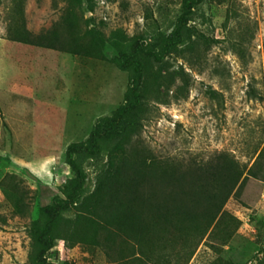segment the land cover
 Segmentation results:
<instances>
[{
	"label": "rangeland",
	"instance_id": "rangeland-1",
	"mask_svg": "<svg viewBox=\"0 0 264 264\" xmlns=\"http://www.w3.org/2000/svg\"><path fill=\"white\" fill-rule=\"evenodd\" d=\"M180 12L181 0H82L81 6L0 0V264H29L30 223L72 175L66 145L84 140L96 119L122 101L128 80L112 61L116 50L108 43L97 49L86 30L108 35L119 28L158 51ZM187 27L183 42L161 60L140 55V124L123 140L116 162L154 161L174 176L207 175L200 182L213 185L216 201L233 177L224 180L220 172L236 166L240 175L218 210H209L208 225L190 223L205 212V199L170 187L172 203L178 202L169 212L174 242L162 238L158 210L141 206L132 218L146 235L132 229L113 235L114 261L99 246L59 238L48 264H153L141 253L150 242L172 262L212 264L221 257L264 264V0H199ZM108 158L85 161L88 191ZM157 182L159 195L165 188ZM104 215L113 217L109 210ZM182 215L187 219L177 222ZM83 229L92 230L82 224L78 233Z\"/></svg>",
	"mask_w": 264,
	"mask_h": 264
},
{
	"label": "trees",
	"instance_id": "trees-1",
	"mask_svg": "<svg viewBox=\"0 0 264 264\" xmlns=\"http://www.w3.org/2000/svg\"><path fill=\"white\" fill-rule=\"evenodd\" d=\"M69 1L73 2V6L82 4V0ZM198 1L181 0V12L176 17L169 34L161 41L158 51L144 46L141 35H128L119 28L111 30L108 35H104L94 26L86 30V34L95 43L97 49L101 50L102 46L108 43L116 50L112 61L118 69L126 71L128 82L121 103L110 114L99 116L84 140L71 141L66 145L64 161L72 175L59 186V193L54 194L49 202L38 207L37 215L30 223L29 264H48L47 253L59 238L66 240L70 246L76 241L85 242L92 247L99 246L103 248L107 260L114 261L109 253L113 235L118 236L125 229L139 231L141 238L146 235L143 223L136 224L132 218L141 206L154 207L158 210L162 238L168 243L174 242L176 224L169 212L177 208L175 203L178 202L172 203L173 197H176L173 193L176 192L171 194L170 187L176 188L180 196L185 194L191 200L203 198L205 203H208L207 206L202 207L205 212L197 215L190 223L200 226V221L203 220V225H208L213 220L212 212L210 213L209 210H218L220 202L229 193L240 175L236 166L226 167L220 172L219 175L224 180L229 179L228 173H233V177L222 185L219 201H216L218 195L215 196L213 185L210 182H200L201 177L207 178V175L187 172L185 177L174 176L165 164L154 161L148 165L137 164L134 161L116 162L117 154L122 150L123 140L133 135L140 124L138 111L143 104L141 86L144 70L140 55H150L159 61L181 44L186 35L187 22L193 5ZM87 8L92 10L93 5L88 4ZM86 22H89L88 19ZM40 45L48 47L43 43ZM103 154H107L109 158L105 164L98 167L94 190L88 191L85 186L86 173L83 165L85 161L97 159ZM227 162L225 159L226 166H228ZM248 171L254 175L252 169ZM155 181L160 182L165 188L160 190L159 195L153 189ZM149 183L150 185L147 186ZM148 187L152 189L149 190ZM108 210L112 213V218H107V214L104 215ZM185 219L186 216L180 217L177 222ZM82 224L91 226L92 230L83 229L78 233ZM61 225L65 226L64 235L60 232ZM154 245L157 246L150 242L146 251L141 252L147 261L151 260L153 264H185V260L172 262L169 253L162 251L164 247L154 250ZM212 264L234 263L218 257Z\"/></svg>",
	"mask_w": 264,
	"mask_h": 264
}]
</instances>
